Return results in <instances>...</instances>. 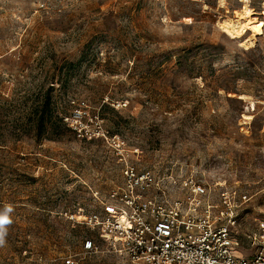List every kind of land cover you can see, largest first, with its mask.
I'll list each match as a JSON object with an SVG mask.
<instances>
[{"label": "rangeland", "instance_id": "1", "mask_svg": "<svg viewBox=\"0 0 264 264\" xmlns=\"http://www.w3.org/2000/svg\"><path fill=\"white\" fill-rule=\"evenodd\" d=\"M244 6L252 47L220 25ZM126 162L264 218V0H0V264H127L82 222Z\"/></svg>", "mask_w": 264, "mask_h": 264}, {"label": "built area", "instance_id": "2", "mask_svg": "<svg viewBox=\"0 0 264 264\" xmlns=\"http://www.w3.org/2000/svg\"><path fill=\"white\" fill-rule=\"evenodd\" d=\"M79 117L77 110L64 121L78 137L91 138ZM109 142L119 147L117 139ZM248 201L236 186L160 177L126 162L122 182L82 222L127 264H264V218L246 226ZM81 252L95 254L98 246L84 240ZM63 264H75L73 256Z\"/></svg>", "mask_w": 264, "mask_h": 264}, {"label": "bare ground", "instance_id": "3", "mask_svg": "<svg viewBox=\"0 0 264 264\" xmlns=\"http://www.w3.org/2000/svg\"><path fill=\"white\" fill-rule=\"evenodd\" d=\"M234 14V19H224L221 21L220 25L223 32L230 38L240 39L243 44L242 46L250 45L252 47L255 38L262 35L261 26H257L259 24L258 20L252 17L253 11L246 6ZM245 32H248L249 35H244Z\"/></svg>", "mask_w": 264, "mask_h": 264}, {"label": "clouds", "instance_id": "4", "mask_svg": "<svg viewBox=\"0 0 264 264\" xmlns=\"http://www.w3.org/2000/svg\"><path fill=\"white\" fill-rule=\"evenodd\" d=\"M0 223H7V218H3L2 220H0Z\"/></svg>", "mask_w": 264, "mask_h": 264}]
</instances>
